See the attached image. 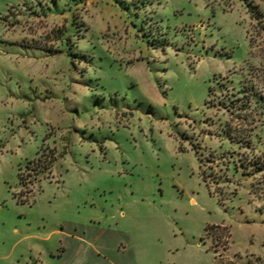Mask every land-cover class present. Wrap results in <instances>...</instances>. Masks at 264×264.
<instances>
[{
	"label": "rangeland",
	"instance_id": "obj_1",
	"mask_svg": "<svg viewBox=\"0 0 264 264\" xmlns=\"http://www.w3.org/2000/svg\"><path fill=\"white\" fill-rule=\"evenodd\" d=\"M218 81L264 99V0H0V264H264V114Z\"/></svg>",
	"mask_w": 264,
	"mask_h": 264
},
{
	"label": "trees",
	"instance_id": "obj_2",
	"mask_svg": "<svg viewBox=\"0 0 264 264\" xmlns=\"http://www.w3.org/2000/svg\"><path fill=\"white\" fill-rule=\"evenodd\" d=\"M69 42L67 44V48L70 50V53H76V54H81L80 52L74 51L71 48L72 43L70 42V38H67L66 40ZM46 49L52 50L50 47H44ZM228 85L226 82H217L216 86H211L209 89V97L210 99L208 100L207 103L209 105L211 103H214L216 100L223 105L224 108L227 110H232V106L235 107V109L239 110H244L246 108V104L249 103L250 105H255L253 109L258 110L260 108V113L259 114H264V99L260 98L258 100L255 99V92L254 91H247L242 89L237 91V92H231L227 91L225 92V88L227 89ZM250 90V88H248ZM219 91H222V93L219 95ZM238 94V95H237ZM248 98V99H247ZM239 104H237L238 100H241ZM234 109V110H235ZM236 132L233 131L235 129L229 128V136L232 142L238 141V142H248V136L246 138L245 134L242 132V130L238 129L236 127ZM55 150H49L47 152L46 150L42 149L40 152H38V155L31 159L28 160L26 163V168L28 170V173L24 171L23 168H20L19 171V178H20V183L25 186L29 181H34L37 179V176H39L41 173H45L51 170V167L56 160V154L54 153ZM32 177V180L28 181V178ZM34 177V178H33Z\"/></svg>",
	"mask_w": 264,
	"mask_h": 264
}]
</instances>
